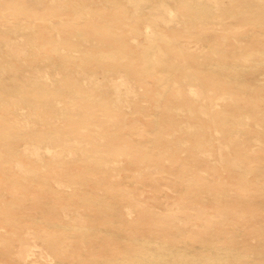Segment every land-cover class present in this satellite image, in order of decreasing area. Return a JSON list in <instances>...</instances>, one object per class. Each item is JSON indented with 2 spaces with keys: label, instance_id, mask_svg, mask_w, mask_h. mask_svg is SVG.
I'll use <instances>...</instances> for the list:
<instances>
[{
  "label": "rangeland",
  "instance_id": "374dc122",
  "mask_svg": "<svg viewBox=\"0 0 264 264\" xmlns=\"http://www.w3.org/2000/svg\"><path fill=\"white\" fill-rule=\"evenodd\" d=\"M113 1L74 3L87 5L88 18L96 25L103 20L95 15L107 19L126 9L128 17L132 16V4L120 0L124 8L118 9ZM158 1L173 9L179 22L184 20L175 2ZM71 3L73 0H0V71L7 70L5 76L0 74V117L16 116L13 103H24L3 88L13 79L30 85L27 79L40 70L52 91L62 94L53 99L55 109L19 106L18 113L25 116L6 126L0 123V143L20 127H41L56 115L64 139L70 144L82 141V147H88L83 153L73 146L70 157L63 152L53 159L45 148L50 147L51 152H61V148L41 144L42 159L31 161L40 176L51 181L49 187L25 180L24 172L17 170L15 175L11 163L1 159L0 147V183H21L0 190V264H144L152 257L163 264H264V67L254 70L252 63L256 61L253 56L264 51V27L233 39V32H240L242 25L229 15L212 20L202 41L190 35L196 28L182 23L174 29L163 23L159 28L153 25L158 39L179 46L169 51L155 35L148 38L132 31L133 26L145 31L147 22L130 18L115 29L129 48L126 65L120 67L116 56L109 55L105 62L113 69L107 73L84 59L85 55L112 52L109 45L99 42V36L91 34V26L84 27L88 42L74 31V62L57 59L68 46H50L51 39L67 37L61 24L71 28L80 21ZM146 3V11L156 4L155 0ZM19 4L33 10L22 18L28 27L24 35L29 31L34 35L28 37L32 43L26 45L27 57L17 60L8 45L22 34L11 28ZM225 24L229 27L224 30ZM143 54L148 76L137 80L126 71L143 68ZM164 55L193 69L194 74L214 71L218 75L210 79L220 81L225 77L214 67L227 64L240 70L239 79L246 88L233 95L221 87L204 88L196 77L191 80L179 73L171 78L172 90L168 89ZM74 63L85 64L92 76L76 74L67 79L66 73L77 70ZM72 80L80 85L71 88ZM116 80L123 82V93L136 95L126 98L122 94V102L116 106L105 103L103 107L97 101L101 105L97 111L72 116L86 110L82 88L97 100L115 103ZM191 86L197 94H188ZM69 91V97H64ZM115 112L122 123L114 119ZM225 119L230 122L223 123ZM157 124L160 130L154 128ZM228 132L233 134L227 136ZM109 134L119 136L117 145L109 143ZM162 140L165 143L159 147ZM36 141L29 144L38 147L41 140ZM24 146L20 144L18 149L27 162ZM59 177L76 183L61 186L56 181ZM54 243L55 249L50 246Z\"/></svg>",
  "mask_w": 264,
  "mask_h": 264
},
{
  "label": "bare ground",
  "instance_id": "6f19581e",
  "mask_svg": "<svg viewBox=\"0 0 264 264\" xmlns=\"http://www.w3.org/2000/svg\"><path fill=\"white\" fill-rule=\"evenodd\" d=\"M126 1L132 4L134 8L132 16L128 17V11L126 9H124V11L122 12L118 11L117 14H115L114 16L108 17L107 19H105L103 15H95L97 19L99 18L100 20H103L101 25H96L94 21L88 18L89 9H87V5L85 4L80 5V4L74 3V0H73L74 5L73 3H71L72 5L71 10L75 13L76 18L80 19V21L76 23L74 27H71V28L66 27L64 24H61L63 33L67 37L61 41H55L52 39L49 41L50 46L55 45V44H57L58 46L61 44H65L66 46H68L67 48L68 51L66 53H62L60 56L57 57V59H69V60H72V62H74L75 58L72 54L73 52H75L73 51L74 50L73 46H75V43L73 40L75 33L78 36H80L82 41L88 42L89 40L86 34L87 32L84 31V27L91 26L93 29V32L91 34L96 37L99 36L100 38L99 42L102 44L109 45L110 48L112 49V52L106 55L105 54H99V55H93V56L85 55L84 59L91 61L92 63L97 65L99 68L102 67L103 69L107 71V73H109L113 69L112 67L113 65H111V63L105 62V57L109 55L116 56L117 62L120 65V67L125 66L127 58H128L127 53H128L129 48L125 42V37L121 34L116 33L115 29H117L118 25H121V23L124 20H130V18L131 19L135 18L137 19V21L139 20L140 23L147 22L145 25V31L142 32L139 30L138 27H135V26H133L132 31H134L137 34H142V35L145 34V36L149 35L148 38L149 37L151 38L152 35H155L156 37L160 36L158 35V32L155 29H153V25L157 27L158 24L163 23L167 29H174V27L182 23L183 25H186V27L190 26L193 29L196 28V31L192 32L190 35L193 37L195 36L197 39L203 41V39L205 38V30L208 29L209 25L211 24V21L217 20V19L224 20L225 16H229V15L232 16L231 18L237 20L240 23V25H242L241 26L242 29L240 32H233V34H235L233 35V39L243 34L257 33L259 32L258 31L259 29L264 27V0H172L173 2H175L177 9L181 11L184 17V20L182 22L178 21V19L176 18V12L171 7H168L167 4L163 1L155 0L156 4L153 6V8L147 11L146 9L148 7H147L146 2H148L149 0H126ZM112 4H113V7H116L118 9H121L123 7L122 4L120 3V0H114ZM58 6L62 7V5H58ZM15 10H16L15 11L16 21L11 26V28L16 33H19L21 31L22 34H20V36H18L16 40H13L8 45V49L10 50L11 54H13L14 57H16L17 60H20L22 58L25 59L27 57L28 53L26 50V45H28V43H32L31 42L32 39L29 40L28 37H32L34 35L33 31H29L28 36L24 35V31L28 30V27L25 24V22H23L22 17L30 16L31 14H33V10H31L29 6H26L23 4H19V7H16ZM146 15L148 16L147 18H145ZM93 19L95 20V17H93ZM182 24L180 26H182ZM180 26L177 28H180ZM6 27L7 26H4L3 29H5ZM223 27L225 30V29H228L229 26L225 24ZM215 38H217V35L215 36ZM26 39H28L29 42H26ZM156 41H159L158 43H161V44L164 43L165 44V45L163 44L164 48L166 49L168 48L167 50L169 51L170 49H176L179 47L178 45L176 47L175 44L173 43H171L169 46V41H167L163 37L162 38L160 37L159 39L157 37ZM153 47L156 48L157 50L162 51L159 45L154 44ZM253 57H254L253 60H256V61H252V63L255 64L253 67L254 70H258V68L261 66L264 67V51L257 52V54L254 55ZM162 59H163V62L167 65V68L165 71L166 73L165 81H167V84H169L168 89L170 88L172 90L171 78L173 76L179 75V73H184L185 77H188V79H191V80H193V78L196 77L197 80L199 79L200 81H202L204 88L207 87L206 85L208 86L212 85L216 88L221 87L224 90H229L233 95L243 92V90L246 88V85L243 83V81L239 79L240 70L236 71L235 69H231L228 67L227 64L223 66L216 65L214 67V69L215 68L221 69L220 74L224 75L225 77V79L220 81V80H215L212 78L210 79L211 76L215 77L218 75L214 71H211V73L209 74L203 71H200L194 74L193 69H190L186 65L177 64L176 62L171 61L170 55H164ZM245 60H248V58H246ZM142 62H143V68L138 70V69H134L130 67L128 68L126 73L128 75H133L135 78H137V80H144L145 77L148 76L146 75L147 71H146V68L144 67V65L147 63L145 61L144 54L142 56ZM147 65L148 63L146 64V66ZM73 67L76 68L77 70L66 73L67 75L66 77L69 80L72 79L74 75L76 76V74H82L83 78L84 77L90 78L92 76V74H90L91 69L87 68L85 64L76 66V63H74ZM171 67H172V70H171ZM6 71L7 70L5 69L4 71L1 70L0 74L2 76H5ZM43 77L44 75L42 74V72L38 70L34 76H31L27 79V81L31 83L30 85H27L25 83L26 81L19 82L14 79H13V82L11 83L8 81L7 83L5 82V84H3L4 89L9 90V92L11 93L12 92L15 93L17 98H20L22 99V101H24V103L20 101V103L22 102L21 104H19L18 100L13 103V108L15 107V110L17 112L16 116L10 119L7 117H0V123L3 126H6V124L9 125L14 121L19 122V120L22 119V116H25V114L21 116V114L18 113L17 111L19 106H21L22 104H24L26 108H28L29 110L30 109L31 110H37V109L45 110V108L55 109L56 105L54 104L55 102L53 99L58 96L61 97L62 94L60 93L57 94L54 91H52L51 89L52 86L48 84L47 82H45V79H43ZM120 77L121 76L119 75V78ZM6 78L7 77H5L4 79ZM73 80L70 81L69 86L74 89L75 86L77 85L79 86L80 84H78V81H73ZM113 83L116 89V96L118 98L115 103H111L107 99L97 100L96 97L93 95V93H89L88 90H86L85 88L84 89L82 88V91H83L82 102L84 106H86V110L84 113L81 111H77L72 116L73 117L77 116L80 118L81 116H84L83 114H86V113L90 114L92 111H97L98 110L97 108L101 105L104 107L105 103L113 104L114 106H116L120 104V102H122V98H121L122 94H124L126 98L136 95L134 92L129 93L128 91L123 93L122 88H120L123 85V82L121 80H116V82H113ZM197 92H198L197 89H194L193 86H191L190 89L188 90V94L190 95H195L197 94ZM70 93H72V91H69L68 93H66L65 94L66 96L64 97H69ZM97 101H101V105H99ZM54 116L53 118L48 119L47 122L41 127L33 126L29 129L20 127V129H17L14 132H10L11 136L5 143L3 144L0 143V147L1 149H3V154L1 156V159L5 161H9L11 163L15 175H17V172H16L17 170L21 173L24 172L25 180L27 179L33 182L36 181L47 187H49V184L51 181L49 179L41 177L39 174L38 168L35 166L34 162L31 161L33 160V158L36 161H39L42 159L43 154H42L41 144L46 143L48 145L49 144L55 145L56 147L61 148V152L57 150H54L53 152H51L53 149H51L50 147L45 148L47 149L46 152L49 151V153H51L53 159L57 158L56 155H62L63 152L70 153L69 154V157H70L71 153L73 154V151H72L73 146L80 147V151L81 150L84 151L83 153H85L88 148V147L86 148L82 147V141H78V142H74L73 144H70V142L64 139L63 132H61V130L58 129V126H60L59 125L60 121L57 119L58 116L56 115ZM115 117L117 118V121L122 123V121L119 118V114L116 112L114 113V119ZM82 122L83 121H80V122L78 121L77 123L81 124ZM228 122L230 121H228L227 119L223 120V123L228 124ZM154 128L157 130H160V125L157 124ZM101 131L103 130L102 129L97 130L98 133H101ZM69 132L74 133L76 131L70 130ZM232 134L233 133L231 132L226 133L227 136L232 135ZM108 137H109L108 138L109 143L112 142L115 145H117L119 141L118 135L117 136L110 135ZM38 139L41 140L40 145L38 147L31 146L29 144L30 142H37L36 140ZM23 143L25 144L24 152L28 154L29 156V161L27 162H25L21 158L20 156L21 152H20V149H18V146ZM163 143L165 142L162 140L157 145L160 147L161 146L160 144H163ZM228 147L229 146H225V150L228 149ZM92 151H98V150H92ZM43 152H45V150ZM51 155L49 154V156ZM233 162H237V160L234 159ZM238 171L242 173V171L240 170ZM39 178H41L40 180L41 182H39ZM16 180L19 181L18 179ZM56 181L59 185L65 186V187H70L69 184L76 183V181L74 180L71 182H68L66 180H62L61 178L60 179L57 178ZM10 185L15 187V186L21 185V183L14 182V184H11L10 182L8 183L3 182V183H0V190L3 191L9 188L5 186H10ZM22 197L24 196L21 193V198ZM127 214L130 217L132 215V211L129 209ZM50 246L53 249L57 247L55 243L51 244ZM37 250H40V249L37 248ZM202 262L203 260H201V263ZM144 264H163V262L157 257H152V258H148V260L145 261Z\"/></svg>",
  "mask_w": 264,
  "mask_h": 264
}]
</instances>
